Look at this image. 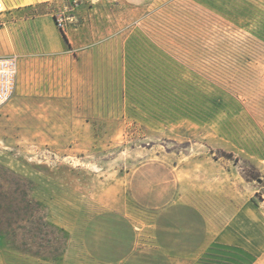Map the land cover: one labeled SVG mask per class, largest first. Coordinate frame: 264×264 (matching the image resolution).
Wrapping results in <instances>:
<instances>
[{"label":"rangeland","instance_id":"374dc122","mask_svg":"<svg viewBox=\"0 0 264 264\" xmlns=\"http://www.w3.org/2000/svg\"><path fill=\"white\" fill-rule=\"evenodd\" d=\"M4 1L19 69L0 167L67 242L0 264H99L133 241L123 264H264V0ZM166 180L207 219L189 254L158 246L176 234Z\"/></svg>","mask_w":264,"mask_h":264},{"label":"trees","instance_id":"16d2710c","mask_svg":"<svg viewBox=\"0 0 264 264\" xmlns=\"http://www.w3.org/2000/svg\"><path fill=\"white\" fill-rule=\"evenodd\" d=\"M61 36L68 43L64 32ZM67 237L49 224L27 181L10 176L0 167V248L31 256L61 255Z\"/></svg>","mask_w":264,"mask_h":264},{"label":"crops","instance_id":"0c3cea01","mask_svg":"<svg viewBox=\"0 0 264 264\" xmlns=\"http://www.w3.org/2000/svg\"><path fill=\"white\" fill-rule=\"evenodd\" d=\"M3 28L4 26L0 28V31ZM2 54L3 53L0 52V55ZM18 69L19 66L17 67L16 88L18 83ZM173 188L175 189V184H173L170 180H166L165 190H160L157 197L160 199L164 198L165 205L162 202H157L155 206L157 208L159 206L167 208L170 207L169 210L167 209L166 211V217H168L169 214L175 216H173L171 221L175 224L173 230L176 231V234L173 235L172 243L166 242L164 244H158V246L165 251H172V248H180L183 253L189 254L207 244V239L210 238V230L206 217L197 208L185 202L180 203L174 201L177 192L176 190H173ZM215 239H217V241H224L227 243H236L237 238L234 237L232 234L219 232ZM129 247L130 249L125 251L124 254L115 255L114 257L108 260L100 259L99 261L95 259V256H92V263L123 264L133 252L134 241L131 243V246L129 245Z\"/></svg>","mask_w":264,"mask_h":264},{"label":"built area","instance_id":"2783aa9c","mask_svg":"<svg viewBox=\"0 0 264 264\" xmlns=\"http://www.w3.org/2000/svg\"><path fill=\"white\" fill-rule=\"evenodd\" d=\"M7 9L4 0H0V28L4 26L3 15ZM56 25L64 28V22L58 18ZM18 60L15 54L0 55V108L12 97L16 88Z\"/></svg>","mask_w":264,"mask_h":264}]
</instances>
